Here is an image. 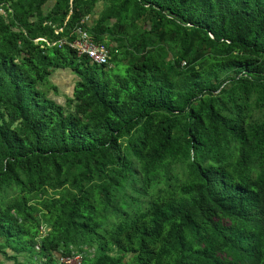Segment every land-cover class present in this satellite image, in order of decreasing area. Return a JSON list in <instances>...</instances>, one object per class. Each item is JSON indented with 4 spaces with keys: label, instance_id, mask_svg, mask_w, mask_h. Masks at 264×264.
<instances>
[{
    "label": "trees",
    "instance_id": "1",
    "mask_svg": "<svg viewBox=\"0 0 264 264\" xmlns=\"http://www.w3.org/2000/svg\"><path fill=\"white\" fill-rule=\"evenodd\" d=\"M0 9V264H264V0Z\"/></svg>",
    "mask_w": 264,
    "mask_h": 264
},
{
    "label": "built area",
    "instance_id": "2",
    "mask_svg": "<svg viewBox=\"0 0 264 264\" xmlns=\"http://www.w3.org/2000/svg\"><path fill=\"white\" fill-rule=\"evenodd\" d=\"M86 16L83 17L79 24L73 29V38L67 40L65 38L57 40V45L66 44L72 49L76 56H85L89 63L100 65L107 62L109 57L106 46L101 42L93 40L92 36L86 30L85 23L87 22ZM60 30V29H58ZM44 41L42 38H37ZM54 44V43H52ZM59 264H80V256L78 254L58 257Z\"/></svg>",
    "mask_w": 264,
    "mask_h": 264
},
{
    "label": "rangeland",
    "instance_id": "3",
    "mask_svg": "<svg viewBox=\"0 0 264 264\" xmlns=\"http://www.w3.org/2000/svg\"><path fill=\"white\" fill-rule=\"evenodd\" d=\"M48 4H51L48 3ZM106 3L103 2H98L94 6V13L91 16H86L87 22L90 23L91 19L96 18L97 12L105 5ZM0 15L4 16L6 15V12L3 9H0ZM61 74H69L67 79L65 77H61ZM66 79V80H65ZM74 76L70 73L69 70H63V71H54L48 76V81L53 84L57 91L53 92L51 89L47 91L48 96L54 98L55 102L64 105L65 103V97H70L71 96V87L73 86V81H74ZM87 254L90 256L92 254V251H88ZM3 257L0 255V261H3ZM5 264H10V262L4 261ZM57 264V261L54 263Z\"/></svg>",
    "mask_w": 264,
    "mask_h": 264
},
{
    "label": "crops",
    "instance_id": "4",
    "mask_svg": "<svg viewBox=\"0 0 264 264\" xmlns=\"http://www.w3.org/2000/svg\"><path fill=\"white\" fill-rule=\"evenodd\" d=\"M63 70H67V69H57L56 71H63ZM68 75H69V74H68ZM68 75H67V74H61V77H62V78L65 77V78L67 79ZM66 79H65V80H66ZM71 92H72V87H71ZM57 258H58V256H57Z\"/></svg>",
    "mask_w": 264,
    "mask_h": 264
}]
</instances>
